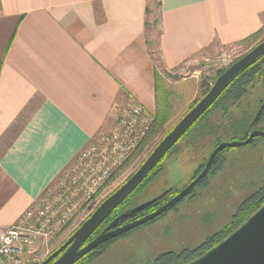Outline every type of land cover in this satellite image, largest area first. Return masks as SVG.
Returning a JSON list of instances; mask_svg holds the SVG:
<instances>
[{
  "label": "crops",
  "instance_id": "1",
  "mask_svg": "<svg viewBox=\"0 0 264 264\" xmlns=\"http://www.w3.org/2000/svg\"><path fill=\"white\" fill-rule=\"evenodd\" d=\"M148 1L0 0V229L129 104L155 116L164 75L264 31V0H158L156 59Z\"/></svg>",
  "mask_w": 264,
  "mask_h": 264
},
{
  "label": "rangeland",
  "instance_id": "2",
  "mask_svg": "<svg viewBox=\"0 0 264 264\" xmlns=\"http://www.w3.org/2000/svg\"><path fill=\"white\" fill-rule=\"evenodd\" d=\"M148 2L153 16H150L152 22L147 29V39L153 56L159 59L158 0ZM263 38L264 31L255 40L240 47L203 54L194 63L195 66H189L187 70L175 74L176 77L169 75V78L164 75L166 80L164 83L163 80L160 82L158 106L160 112L168 116V122L162 131L153 133L151 129L130 159L117 169L67 228L47 243L37 244L31 258L39 264L62 245L99 203L117 190L139 168L161 138L189 111L193 103L204 96L206 86L211 84L217 72L241 58ZM262 98L264 80L251 83L247 86L241 103L239 102L240 106L230 109L232 114L222 120L221 112L215 111L206 118V124L215 126L219 121L228 120L232 124L244 117L250 119L252 111L250 112L249 107L253 105L254 113ZM263 127L264 120L259 124V128ZM194 136L192 133L186 137L174 152L163 160L152 178L155 180L137 195L132 207L142 205L168 191L173 195L180 192L190 183L196 171L204 166L216 143L241 141L244 137L241 131L229 128L225 132L219 130L215 134L201 136L198 142H193ZM260 141L261 143L257 142L255 146L224 150L219 165L189 197L152 223L142 225L126 236L117 238L85 264H152L161 255L192 251L201 246L228 225L241 206L251 203L264 189V140ZM80 152L65 171L76 162ZM0 261V264H6L3 260Z\"/></svg>",
  "mask_w": 264,
  "mask_h": 264
},
{
  "label": "water",
  "instance_id": "3",
  "mask_svg": "<svg viewBox=\"0 0 264 264\" xmlns=\"http://www.w3.org/2000/svg\"><path fill=\"white\" fill-rule=\"evenodd\" d=\"M262 56H264V40L237 61L233 62L216 78L208 92L162 138L139 168L117 190L105 198L89 217L67 238L65 243L41 264H75L104 243L159 218L189 196L202 180L208 176L220 153L226 149L248 146L253 139L264 138V132L253 131L244 141L219 143L211 151L200 173L183 190L151 213L134 221L126 222L136 214L145 211L148 207L163 199L167 195V192L126 211L109 223L94 239L89 241L113 211L142 184L159 162L214 104L229 85ZM260 114L261 111H259L257 117ZM188 264H264V204L235 232L201 257Z\"/></svg>",
  "mask_w": 264,
  "mask_h": 264
},
{
  "label": "built area",
  "instance_id": "4",
  "mask_svg": "<svg viewBox=\"0 0 264 264\" xmlns=\"http://www.w3.org/2000/svg\"><path fill=\"white\" fill-rule=\"evenodd\" d=\"M154 116L131 103L114 125L91 141L76 162L47 188L19 221L0 229V259L6 264H38L36 245L61 233L126 163L151 131Z\"/></svg>",
  "mask_w": 264,
  "mask_h": 264
},
{
  "label": "trees",
  "instance_id": "5",
  "mask_svg": "<svg viewBox=\"0 0 264 264\" xmlns=\"http://www.w3.org/2000/svg\"><path fill=\"white\" fill-rule=\"evenodd\" d=\"M158 5V4H157ZM262 33V32H261ZM261 33H257L256 35H254L253 37H251V39L249 40H255L256 38H258ZM238 59H236L235 61H237ZM234 61V62H235ZM229 67V66H228ZM227 67V68H228ZM227 68H225L224 70H220L217 72V74L215 75V77L213 78L211 84L208 86H206V92H204V95L208 92V90L210 89V87L213 85L214 81L216 80V78L222 73L224 72ZM264 78V56L260 57L252 66H250L249 68H247L244 72H242L230 85L229 87L222 93V95L214 102V104L199 118V120L190 128V130L179 140V142L170 150V152L159 162V164L156 166V168L146 177V179L142 182V184L116 209L113 211V213L110 215V217L107 218V220L99 227V229L95 232V234L89 239L92 240L94 239V237H96L109 223H111L113 220H115L118 216H120L121 214L125 213L126 211L131 210L132 207V203L134 201V199L137 197V195L144 189H146L149 184H151L153 182L152 179L154 178V175L156 174V171L159 169L160 164L163 162V160H165L167 158V156H169L171 153L174 152V150L176 149V147L186 138L188 137L190 134H195V138L193 142H198L199 138H201V136L205 137V136H209L212 134H215L216 131H222L225 132L227 130V128L233 130L236 129L237 131H241L242 133L244 132V129L246 128L247 124L249 123V118H242L238 121H235L234 123H229L228 120L227 121H219V123L217 122V124L215 126H209L208 124H206V118L210 115H212V113H214L215 111H219L221 112L222 115V120H224L226 117H228L231 113L230 109L232 107H239L240 106V101L241 98L244 97V95L246 94V88L249 85V83H254L257 82L261 79ZM168 94V93H167ZM198 102V101H197ZM196 101L193 103V106L197 103ZM240 102V103H239ZM192 106V107H193ZM191 107V108H192ZM190 108V109H191ZM189 109V110H190ZM247 114V113H246ZM245 114V115H246ZM231 118V117H230ZM154 125L152 128L153 133H158L160 131H162L163 127L166 125V123L168 122V116L164 113L159 111L157 112V114L154 116ZM229 121L231 122L232 119ZM235 125L237 127H235ZM173 128V127H172ZM171 128V129H172ZM171 129L168 131L170 132ZM216 130V131H215ZM167 132V133H168ZM166 133V134H167ZM165 134V135H166ZM244 134V133H243ZM164 135V136H165ZM163 136V137H164ZM162 137V138H163ZM161 138V140H162ZM245 137H243L241 139V141L244 139ZM160 140V141H161ZM261 140V139H260ZM159 141V142H160ZM158 142V143H159ZM219 143H216L213 147V149L218 145ZM156 147V146H155ZM154 147V148H155ZM153 148V149H154ZM212 149V150H213ZM224 152V151H223ZM222 152V153H223ZM151 153V152H150ZM149 153V154H150ZM222 153L219 154L215 165L213 166V168L211 169L210 173L211 174L218 165H219V160L220 157L222 155ZM148 154V155H149ZM147 158V157H146ZM145 158V159H146ZM144 159V160H145ZM143 160V161H144ZM143 163V162H142ZM141 163V164H142ZM205 165V164H204ZM204 167V166H203ZM203 167H201L200 169L202 170ZM197 170L195 175L193 176L192 180L200 173L201 170ZM207 178V177H206ZM204 178L202 180V182L198 185L201 186V184L205 181ZM191 180V181H192ZM190 181V182H191ZM197 186V187H198ZM193 192V191H192ZM113 193V192H112ZM111 193V194H112ZM110 194V195H111ZM171 191L167 192V195L161 199L160 201L154 203L153 205H151L150 207H148L145 211L136 214L134 217H132L131 219L127 220L126 222L129 221H134L138 218H141L149 213H151L152 211H154L157 207H159L160 205H162L163 203H165L167 200H169L171 198V196L173 197L176 194H172ZM191 195V194H190ZM109 196V195H108ZM107 196V197H108ZM106 197V198H107ZM189 197V196H187ZM186 197V198H187ZM102 202V201H101ZM100 204V203H99ZM264 204V191L260 192L249 204H244L243 206H241L238 214L232 219V221L226 225L221 231H219L217 234H215L213 237L209 238L205 243H203L201 246H199L198 248L190 251V250H184L180 253H167L164 255H161L160 257H158L155 261L152 262V264H188L189 262H192L194 260H196L197 258L201 257L203 254H205L207 251H209L210 249H212L213 247H215L216 245H218L219 243H221L224 239H226L229 235H231L233 232H235L251 215H253L262 205ZM173 209V208H172ZM166 214V213H165ZM164 215V214H163ZM162 215V216H163ZM161 217V216H160ZM159 217V218H160ZM158 219V218H157ZM155 219V220H157ZM153 220V221H155ZM153 221L147 223L150 224ZM124 222V223H126ZM123 223V224H124ZM137 229V228H136ZM134 229V230H136ZM132 230V231H134ZM130 231V232H132ZM129 232V233H130ZM127 233V234H129ZM127 234H124L122 236H126ZM121 237V236H119ZM118 237V238H119ZM117 238L110 240L106 243H104L103 245L99 246L98 248H96L94 251H92L91 253L87 254L86 256H84L83 258H81L79 261H77L75 264H85L86 262H90L91 259H93L100 250L104 249L108 244L112 243L113 241H115Z\"/></svg>",
  "mask_w": 264,
  "mask_h": 264
},
{
  "label": "flooded vegetation",
  "instance_id": "6",
  "mask_svg": "<svg viewBox=\"0 0 264 264\" xmlns=\"http://www.w3.org/2000/svg\"><path fill=\"white\" fill-rule=\"evenodd\" d=\"M264 40V38L262 39V40H260L259 42H257L254 46H256V45H258L259 43H261L262 41ZM252 49V48H251ZM250 49V50H251ZM258 60V59H257ZM252 66V65H251ZM264 80V78L263 79H261V80H259V81H257L258 83L260 82V81H263ZM256 82V83H257ZM249 84H251V83H249ZM253 106V105H252ZM252 106L251 107H249V109H250V112L252 113V117L249 119V123L247 124V126H246V128L244 129V139L242 140V141H244V140H246L247 138H248V136L250 135V133H252L253 131H261V132H264V127L263 128H259V124H261L262 123V121L264 120V98H262V100H260V102H259V105H258V108L256 109V111L253 113V111H254V108H252ZM259 111H261V114H260V116L259 117H257V115H258V113H259ZM249 116H250V113H249ZM260 139L261 140H264V138H256V139H253V141L248 145V146H255V145H257V142H258V144H260L261 143V141H260ZM262 191H264V189L262 190ZM261 191V192H262ZM65 243V242H64ZM63 243V244H64ZM62 244V245H63ZM62 245H60V246H62ZM59 246V247H60ZM58 247V248H59ZM57 248V249H58ZM56 249V250H57ZM55 250V251H56ZM54 252V251H53ZM52 252V253H53ZM51 253V254H52ZM50 254V255H51ZM49 255V256H50ZM48 256V257H49ZM48 257H46V258H48ZM46 258L44 259V260H46ZM43 260V261H44ZM42 261V262H43ZM1 262V261H0ZM41 262V263H42ZM41 263H39V264H41ZM51 264V263H50Z\"/></svg>",
  "mask_w": 264,
  "mask_h": 264
}]
</instances>
